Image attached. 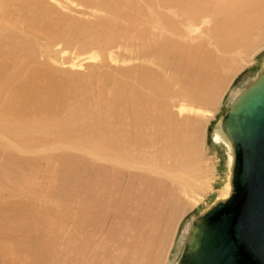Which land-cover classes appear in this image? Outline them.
Segmentation results:
<instances>
[{"label": "bare ground", "instance_id": "6f19581e", "mask_svg": "<svg viewBox=\"0 0 264 264\" xmlns=\"http://www.w3.org/2000/svg\"><path fill=\"white\" fill-rule=\"evenodd\" d=\"M94 1L107 14L82 22L60 13L61 0H0V240L13 254L24 247L26 264H87L102 222L158 225L183 199L198 202L194 186H211L183 172L198 135L186 111L222 86L225 53L264 36V0ZM116 47L126 64L110 63ZM96 49L102 62L90 73H57ZM222 125L214 137L235 169ZM15 195L24 200H7ZM27 221L46 222L42 238L13 241L14 222ZM0 264L17 261L0 251Z\"/></svg>", "mask_w": 264, "mask_h": 264}, {"label": "rangeland", "instance_id": "374dc122", "mask_svg": "<svg viewBox=\"0 0 264 264\" xmlns=\"http://www.w3.org/2000/svg\"><path fill=\"white\" fill-rule=\"evenodd\" d=\"M92 1L93 4L92 6H90L91 3L89 2ZM92 1L89 0V2L86 3V6L88 7L87 8L81 3L78 4L74 1L72 2L69 0H61V4H58L56 8H59L60 13L69 20L73 19L80 20L82 22H95L96 18H100L101 15L105 16L108 11L100 9L96 1ZM111 1L113 0H110L109 2ZM57 3H60V1ZM93 5H96L98 8ZM9 25L10 24H8V28H10V30L14 29ZM2 28L3 27L1 26L0 33H2ZM252 39L254 42H251L247 49L237 46L235 50H231V53H225V59L227 58L226 60L224 59L225 65L223 66V68H225H221L219 73L222 78L224 77V83L221 86L222 88H219L214 97L212 99L210 98L207 104H205L203 107H195V113H193V111H186V113L190 115V118L197 120L198 135L197 138H195V140L193 141L197 153V155H195L196 158H194V155L188 157L190 163L188 162V165L183 169V172L190 174L192 177L194 176L200 182H204L203 185H208L211 187H207L208 190H199L197 187L201 186L199 184H196L192 190V193L200 200H198V202L196 203L193 202L194 204H192L191 201L190 203L187 202L185 199H183V194H179L180 197L184 200V203L186 202L189 205L185 204L188 206L184 205L172 212H168L169 218L165 217L164 222H157L159 227H157L158 225L152 222H137V226L130 225V223L128 222H102V225L98 226V230L94 231V238L92 239V242L88 243L89 246L87 245L86 253L89 251V248L92 250L91 252L89 251L87 253V256L85 257V263L179 264L178 261L180 260L184 251L187 236L194 220L210 210V208L217 204L219 201L228 199L233 193L234 161H232V163L230 162V153L228 152V149L215 139L214 132L217 126L222 122L224 115L227 113L228 107L235 99L237 93L248 87L264 70V36L261 37L254 35ZM58 50L61 57L67 56L66 58H73L72 54H70L73 53L72 50H63V48L60 49V47H58ZM99 51L100 50L96 49V51H93V55L92 52L87 55H82V57L86 58L91 56H94V58H96H87L88 62L86 63V61H84V63L86 64H83V66H72L69 63L67 65L63 64L60 65L61 68L63 67V69H58L57 73H64V67L67 66V69L70 70V74L76 73L77 75H83L88 74V72L90 73V70L93 71L95 69L97 63L101 64L102 62V55L100 56V54H98ZM106 52L112 55L110 63L112 62L114 65L126 64L122 61H116L118 60L117 56L120 52V47L113 48ZM100 53H105V51H102ZM103 60H105L104 57ZM110 71L112 70L110 69ZM180 85H183V83L181 82L179 83V85L176 84L175 88L177 89ZM186 113L184 112L183 114L185 115ZM26 154L32 155L31 152ZM229 190L230 194L228 195ZM175 191L178 192L179 190ZM226 191L227 193H225ZM0 197H2L1 194ZM7 200L9 202L19 203L24 200V198L20 195H15L13 197L7 198ZM176 204L177 206H180L178 202ZM143 206L146 207V205ZM45 224L46 222H14L13 227L15 230L12 231L13 241H27L29 243L36 242L38 239L42 238ZM112 224H114L115 226ZM61 228L63 229V231L71 230L72 233V229H74V222H72L70 225L69 222H67L66 224L64 223ZM140 231L142 232V234ZM56 232H58V225ZM146 235L153 236H150L152 238L150 248H152L153 245L154 246L148 251V244L146 243L150 242V239H148L149 241H147L146 239L149 236L147 237ZM144 236L147 238H145ZM141 240L142 242H140ZM21 249L22 250L20 251L24 252V247H22ZM13 250V243L11 241L0 240V251L4 252L7 257L17 261V264H26L27 258L26 260H24L25 254L22 252L13 254ZM28 259L29 261L31 260L30 258ZM27 263L29 264L28 261Z\"/></svg>", "mask_w": 264, "mask_h": 264}, {"label": "water", "instance_id": "95a60500", "mask_svg": "<svg viewBox=\"0 0 264 264\" xmlns=\"http://www.w3.org/2000/svg\"><path fill=\"white\" fill-rule=\"evenodd\" d=\"M222 122L235 152V190L194 220L179 264H264V70Z\"/></svg>", "mask_w": 264, "mask_h": 264}]
</instances>
